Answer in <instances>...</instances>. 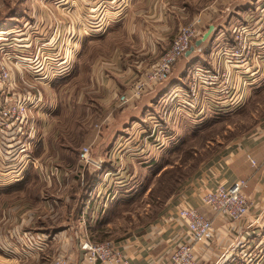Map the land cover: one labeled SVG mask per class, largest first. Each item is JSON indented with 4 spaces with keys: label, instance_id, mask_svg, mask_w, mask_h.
Returning a JSON list of instances; mask_svg holds the SVG:
<instances>
[{
    "label": "crops",
    "instance_id": "0c3cea01",
    "mask_svg": "<svg viewBox=\"0 0 264 264\" xmlns=\"http://www.w3.org/2000/svg\"><path fill=\"white\" fill-rule=\"evenodd\" d=\"M2 1L5 0H0V5ZM53 2L32 0V4L21 8L22 14L14 17L13 25L0 30L10 32L11 38L17 40L12 54L25 63L21 65L20 77L39 90L41 99V105L30 111L16 132L0 133V264H50L61 256L65 264H84L77 243L82 236L89 235L93 219L84 211L85 203L69 196L72 190H80L91 175L115 171L107 165H114L123 128L141 127L136 122L139 112L150 122L151 107L158 102L155 108L159 107L165 123H170L171 111L177 105L181 104L187 113L190 108L182 95L188 94L196 70L215 76L207 85L197 87L199 102L194 106L197 113L204 116L211 108L221 107L223 112L229 105L241 107L249 82L248 70L257 66L255 63L248 68L229 66L219 50L233 44L237 27L260 37L264 35L262 6L250 7L246 0H62V5ZM10 3L15 5L13 1ZM246 7L250 8L249 13L245 12ZM196 17L200 20L201 35L209 28L211 31L199 47L176 62L182 60V68L174 76L172 68L170 77L176 85L167 86L168 99L174 96L172 104H166L163 97L167 92L158 86L130 104L118 106L117 97L127 93L133 81L156 63L176 31ZM34 54L38 62L31 63ZM43 60L53 63L45 67L41 64ZM50 72L56 74L52 80L48 78ZM9 73L14 92L30 93L19 82L13 67ZM217 73H224L226 79L219 78ZM35 75L40 79L32 78ZM180 75L184 78L179 79ZM61 94L67 101L71 97L74 110L82 114L85 111L89 114V109L99 112L100 117L89 124L91 129L87 132L85 120L81 122L83 128L78 134L83 142L81 146L89 147L97 168H79V163L74 161L70 167L67 161L64 165L69 167L66 169L69 172L61 171L59 164L46 168L42 170L44 173L63 176L62 184L66 187L72 186L66 179L73 172V188L66 196L41 197L32 192L29 195L24 192L32 190L40 173L31 164L30 155L39 159L47 151L44 139L34 143L41 137V115L49 118L51 111L58 109L56 102ZM111 121H115L112 126ZM135 129L127 132L128 140H139ZM50 131L51 122L46 134L55 140ZM92 145L99 149L96 156L92 155ZM49 155L61 161L62 155L57 151H49ZM217 156L201 164L195 176L172 195L166 216L148 231L120 245L125 250L127 264H158L168 259L177 244L188 242L185 227L176 218V211L184 206L195 209L212 223L209 238L192 247L200 264H229L246 243L252 246L245 250L249 258L264 254V122L251 134L230 142ZM56 181L60 183L58 178ZM237 182H244L242 194L249 203V211L240 221L229 223L200 203V196L217 185ZM39 237L46 238V248L36 245ZM24 253L30 254L31 259L20 260ZM235 260L237 264H248L242 259Z\"/></svg>",
    "mask_w": 264,
    "mask_h": 264
},
{
    "label": "rangeland",
    "instance_id": "374dc122",
    "mask_svg": "<svg viewBox=\"0 0 264 264\" xmlns=\"http://www.w3.org/2000/svg\"><path fill=\"white\" fill-rule=\"evenodd\" d=\"M11 1L15 5H12ZM31 1H2L0 30L13 25L14 17L19 13L22 14L21 8H24V5L32 4ZM46 1H54L53 4L59 2L57 0ZM184 4L188 5L187 2ZM245 4L250 7L256 4L262 6L260 8L264 10V0H246ZM245 12L249 13L250 8L246 7ZM246 19L249 20L250 17L248 16ZM259 39H261L259 40L261 46H258L260 50L257 51L261 52L262 56L257 60L253 58V63L257 67H254V70H250V68L248 70L246 80L249 82L245 86L241 107L239 104L229 105L223 112L220 111L221 107L211 108L206 110V114L203 116V114L197 113L198 110H194L196 108H190L191 110L189 109L186 113L180 104L171 111L170 123H165L162 121L159 107L155 108L158 102H155L149 113L152 119L150 122L145 121V116L139 112L136 115V122L140 123L141 127L139 126L137 129L134 126L123 128L122 136H119L121 143L116 151L117 157L112 161L114 165H107L108 168H114L115 171L107 175H91L80 190L73 189V193L69 194V196L80 200L81 203H85L84 211L90 214L91 220L93 219L92 227L88 232L91 242L108 241L121 245L126 240L138 237L148 231L151 226L166 216L169 210L168 201L172 195L180 191L183 185L195 176V172L201 164H204L212 156L216 159L219 152L230 142L233 143L236 138L251 134L255 128L262 125L264 122V35ZM181 61L172 67L173 76L176 71L182 68ZM47 63L51 65L53 61L48 60ZM252 71H255L254 76L249 75ZM172 78L169 75L165 82L158 85L162 86V92H167L163 97L166 104H169L167 86L173 85L174 87L176 85ZM182 78L184 77L180 75L179 79ZM250 79L254 80L250 81ZM62 96L61 94V98L58 97L56 102L59 106L58 109L54 108L48 116L49 118L43 113L41 115L40 122L42 123L39 127L41 137L34 143L44 139L47 151L39 159L30 155L31 164L40 170V173H37L32 190L24 193L32 192L33 195L41 197L66 196V193L71 190L70 188H73L71 178L74 177L73 172L68 173L66 179L68 182L71 181L72 186L67 184L66 187L62 184L65 182L63 176L59 177L57 173L51 176L49 171L47 173L43 171L59 164L61 171L69 172L70 170L66 169L71 166V161L77 162L76 155L83 144L78 137L83 128L81 122L85 120L87 132L91 129V123L100 116L97 110L89 109V114L86 111L82 114V111L74 110L75 104L71 97L67 101V98L62 99ZM93 111H95V115H92ZM49 122H51L52 128L50 132L54 133L55 140L49 139L50 134H46ZM114 123L115 121H111L110 126ZM134 129L140 135L138 141L127 139V132L131 133ZM90 148L93 156L99 154L97 146L92 145ZM52 150L62 155L61 161L47 157L50 156L49 151ZM66 161L69 167H64ZM87 166L97 168L96 164ZM79 168L83 167L79 164ZM56 178H58L59 184L56 183ZM53 182H55V186H53ZM19 259L30 260V254H21Z\"/></svg>",
    "mask_w": 264,
    "mask_h": 264
},
{
    "label": "built area",
    "instance_id": "2783aa9c",
    "mask_svg": "<svg viewBox=\"0 0 264 264\" xmlns=\"http://www.w3.org/2000/svg\"><path fill=\"white\" fill-rule=\"evenodd\" d=\"M55 5H62V0ZM199 18L192 19L189 23L181 26L173 35L168 47L164 49L156 63L149 67L145 72L138 76L132 83L129 91L117 97L118 106H126L137 100L146 91L161 85L165 82L174 64L183 56L184 52L192 45L193 40L200 37L201 32L198 29ZM233 44L222 47L219 50L220 57L225 60L229 66L246 65L251 67L254 60L260 59L262 53L258 46H261L260 36L255 32H248L244 27H237L234 31ZM10 32L0 31V133L16 132L21 123L24 122L32 109H37L41 105L39 90L34 86L26 84L20 77L21 65L25 66L23 60L16 58L14 47L15 39L11 38ZM43 46V45H42ZM255 48V50H254ZM254 50V51H253ZM13 53V54H12ZM38 55V52H37ZM37 55L34 54L31 63H36ZM48 60H43L41 64L49 66ZM14 68L18 74L19 82L30 93H16L10 82L9 68ZM50 72L48 78L54 79L56 74ZM56 73V72H54ZM41 75V74H40ZM38 75V76H40ZM219 78L226 79L224 73H217ZM36 75L32 78L36 79ZM39 78V77H37ZM215 76L207 73L194 71L191 82L188 85V94L182 95L186 106L194 108L199 102L197 87L205 86ZM40 79V78H39ZM42 80V79H41ZM172 96L169 103L173 100ZM1 144V143H0ZM1 153V152H0ZM2 154V153H1ZM77 162L84 168L87 165L95 164L90 156L88 146H82L77 152ZM252 164V161H251ZM244 182H237L231 185H217L212 190L203 193L200 196V203L208 207L216 216H219L229 223H235L243 219L249 211V203L242 194ZM176 218L180 220L185 227L188 242L177 244L169 254L166 261L158 264H200L199 260L194 257L192 247L194 244L207 240L213 231L212 223L205 220L195 209L181 207L176 211ZM36 245L42 248L47 247L46 238H37ZM81 260L84 264H127L125 250L120 245L104 241L93 243L88 236H82L77 243ZM252 246L246 243L241 250L234 254L233 262L237 264L236 258L242 259L248 264H264V254L262 256H251L246 254L248 248ZM50 264H65L64 258L56 257Z\"/></svg>",
    "mask_w": 264,
    "mask_h": 264
},
{
    "label": "water",
    "instance_id": "95a60500",
    "mask_svg": "<svg viewBox=\"0 0 264 264\" xmlns=\"http://www.w3.org/2000/svg\"><path fill=\"white\" fill-rule=\"evenodd\" d=\"M211 29L209 28L208 30H206V32H204L198 39H196L191 46H189V48L184 52L183 56L187 57L193 50L194 48L199 47L208 37L209 33H210Z\"/></svg>",
    "mask_w": 264,
    "mask_h": 264
},
{
    "label": "trees",
    "instance_id": "16d2710c",
    "mask_svg": "<svg viewBox=\"0 0 264 264\" xmlns=\"http://www.w3.org/2000/svg\"><path fill=\"white\" fill-rule=\"evenodd\" d=\"M193 41H195V40H193ZM193 43V42H192Z\"/></svg>",
    "mask_w": 264,
    "mask_h": 264
}]
</instances>
